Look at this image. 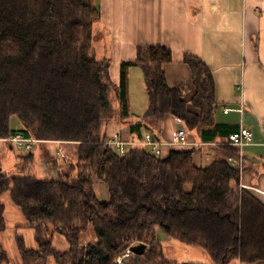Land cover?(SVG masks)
Returning a JSON list of instances; mask_svg holds the SVG:
<instances>
[{
	"label": "trees",
	"instance_id": "1",
	"mask_svg": "<svg viewBox=\"0 0 264 264\" xmlns=\"http://www.w3.org/2000/svg\"><path fill=\"white\" fill-rule=\"evenodd\" d=\"M99 21L98 9L84 0H0V140L20 134L38 144L59 143L68 164L49 180L0 170V264L9 263L1 243L4 193L34 233L35 249L16 238L22 264H114L140 244L143 254L124 264H174L158 230L206 251L216 264L264 260V205L240 188V169L229 162L237 148L227 146L202 168L193 164L192 150L156 157L132 147L120 156L106 145L111 120L126 124L137 141L146 134L156 140L165 117L192 130L208 123L216 102L209 68L192 55L182 60L191 84L168 87L163 68L173 55L163 46L138 48L113 83L110 61L92 51ZM132 68L141 71L148 97L142 116L129 108ZM18 160L34 162L30 155ZM55 236L64 238L66 251L53 246Z\"/></svg>",
	"mask_w": 264,
	"mask_h": 264
},
{
	"label": "crops",
	"instance_id": "2",
	"mask_svg": "<svg viewBox=\"0 0 264 264\" xmlns=\"http://www.w3.org/2000/svg\"><path fill=\"white\" fill-rule=\"evenodd\" d=\"M84 1L99 11L100 21L95 28L92 51L97 60L110 61L113 83L119 82L120 64L133 61L136 50L143 47L163 46L171 50L173 62L163 68L169 88L191 84L190 70L182 63L185 54L195 56L207 65L214 81L216 110L207 124L192 130L177 128L180 125L178 119L165 117L156 137L162 157L173 150H192L193 164L205 168L230 146L229 135L245 128L252 134V142L238 151L233 166L240 169V188L264 205V0ZM134 69L128 72L130 111L134 110L130 82ZM139 75L142 76L141 71ZM193 94L191 88L185 100L189 102ZM225 110L229 111L226 113ZM115 125L116 133L123 140L137 141L129 135L126 124L115 122ZM178 130L185 132L186 144L173 146L170 140ZM47 144L60 146L59 143ZM34 153L30 155L33 158ZM99 189L104 196V189L100 186ZM13 207H8L6 215L5 206L6 229L7 218L11 227L15 216L23 218L20 210ZM25 224L15 225L14 231L5 234V230L1 235V239L3 237L5 242L12 244V250L19 258L17 237H22L27 249L36 248L34 233ZM21 229L32 232L28 243L26 236L20 233ZM156 238L166 259L174 264H216L206 251L175 242L159 230ZM87 242L83 241V244ZM53 246L60 251L68 249L60 236L54 237ZM7 254L9 256L8 251ZM230 264H264V260L246 262L237 259Z\"/></svg>",
	"mask_w": 264,
	"mask_h": 264
},
{
	"label": "rangeland",
	"instance_id": "3",
	"mask_svg": "<svg viewBox=\"0 0 264 264\" xmlns=\"http://www.w3.org/2000/svg\"><path fill=\"white\" fill-rule=\"evenodd\" d=\"M112 65L110 64V70ZM134 75H131V92L132 99L131 105L133 104V109L131 112L136 116H141L145 113V107L148 106V97L145 91V85L143 82V77L139 75V70L134 69ZM133 74V73H131ZM11 127H17L16 121H11ZM182 127L183 130H188V128L180 122V125L177 127ZM106 131L108 136H113L117 132L115 122L113 120L109 121L106 126ZM34 162L32 166H26L20 163L19 156H24L26 153L23 150L17 149L14 146L10 147L8 143L0 141V170L2 173H5L10 176H29L34 177L38 180H49L57 177V172L61 169H65L67 161H63L62 157L57 155V151L62 153L60 146H51L49 144H35L34 146ZM1 201L6 206V215L8 207H13V204L10 201L9 194L4 193L1 195ZM7 218V217H6ZM25 220L20 215L19 217L15 216L14 225L11 227L7 218V229L8 231H14V228L17 225H22ZM16 225V226H15ZM20 233L25 235L27 238L32 237V232L20 230ZM7 236V235H6ZM1 243L3 247L8 251L10 256V262L8 264H22L20 258L13 252L12 244L10 242H5V239L2 237ZM202 250V249H199ZM17 258H16V256Z\"/></svg>",
	"mask_w": 264,
	"mask_h": 264
},
{
	"label": "built area",
	"instance_id": "4",
	"mask_svg": "<svg viewBox=\"0 0 264 264\" xmlns=\"http://www.w3.org/2000/svg\"><path fill=\"white\" fill-rule=\"evenodd\" d=\"M229 110H225L227 113ZM242 110H240L241 112ZM5 143H8L10 147H15L17 149L23 150L26 155H32L34 153V146L38 143V141L33 139H26L22 137L20 134L15 135L11 139L2 140ZM252 142V134L249 130L242 128L237 133L230 134L228 137V145L241 150L244 146L250 144ZM106 145L115 150L120 156H124L127 154L128 150L132 147H143L147 148L153 156L162 155L160 145L150 134H146L142 141H125L121 138L119 133L114 134L113 136H109L106 140ZM170 144L175 145H183L186 144L185 132L183 130H178L177 132L172 134ZM57 155L61 156L64 159V155L60 152H56ZM230 164L235 165V161L230 159ZM133 253L130 249H126L125 252L119 256L114 264H124L127 259L131 257Z\"/></svg>",
	"mask_w": 264,
	"mask_h": 264
},
{
	"label": "water",
	"instance_id": "5",
	"mask_svg": "<svg viewBox=\"0 0 264 264\" xmlns=\"http://www.w3.org/2000/svg\"><path fill=\"white\" fill-rule=\"evenodd\" d=\"M145 247H146L145 245L140 244V245L132 246L129 249L134 255H142L143 252L145 251Z\"/></svg>",
	"mask_w": 264,
	"mask_h": 264
}]
</instances>
